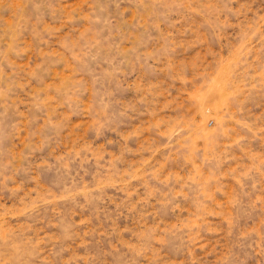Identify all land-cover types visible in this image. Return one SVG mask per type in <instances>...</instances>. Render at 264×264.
Returning <instances> with one entry per match:
<instances>
[{
  "label": "rangeland",
  "instance_id": "rangeland-1",
  "mask_svg": "<svg viewBox=\"0 0 264 264\" xmlns=\"http://www.w3.org/2000/svg\"><path fill=\"white\" fill-rule=\"evenodd\" d=\"M0 264H264V0H0Z\"/></svg>",
  "mask_w": 264,
  "mask_h": 264
}]
</instances>
